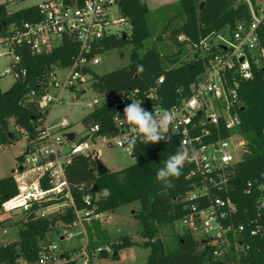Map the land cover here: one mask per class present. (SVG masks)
I'll list each match as a JSON object with an SVG mask.
<instances>
[{
	"label": "built area",
	"instance_id": "2783aa9c",
	"mask_svg": "<svg viewBox=\"0 0 264 264\" xmlns=\"http://www.w3.org/2000/svg\"><path fill=\"white\" fill-rule=\"evenodd\" d=\"M243 1L249 16L234 26L226 25L197 40L186 34L178 36L186 51L182 60L200 61L203 70L187 87L177 89L175 101L163 94L165 76L161 75L147 93H141L138 88L126 89L117 96L98 94L86 103L91 112L110 103L113 127L107 132H101L100 123L82 122V128L74 131L67 117L52 126L46 118L43 136L32 143L27 140L17 167L11 172L16 194L5 200L0 196V226L11 222L17 227V237L0 246L18 240L21 225L28 221L50 219L54 222L45 240L38 244L35 259L30 260L21 253L14 261L0 264H95L96 258L103 254L115 257L111 243L94 245L85 231L87 224L110 223L111 211L100 210L96 204L91 193L93 183L71 186L66 169L77 155L96 163L102 147L121 148L133 156L130 141H137L139 134L122 124L120 115L124 103L130 102L142 103L154 115L164 110L174 113L173 125L166 136L170 137L176 152L182 145L190 150V160L182 169L189 185L184 198L186 212L174 225L210 247L220 264H248L243 261L250 247L246 238L264 237V174L249 180L245 186V193L253 198L254 211L245 221H240L239 205L229 192L245 143L238 131L243 107L241 83L252 79L254 69L264 64L261 41L264 0ZM38 9L39 20L24 22L0 37L3 49L0 56L8 58L3 75H10L15 81L26 80L28 69L22 64L18 48L26 47L34 54L47 52L59 46L65 35L77 42L78 52L71 63L54 65L37 82L36 88L28 92V98L48 116L51 107L65 93L73 94L71 103H75L76 91L71 87L77 90L90 66L101 62L103 41L127 36L132 27L121 12L120 0H46L38 4ZM83 68L87 69L86 73L82 72ZM80 90L85 93L84 89ZM68 133H74L72 140L67 137ZM32 213L35 217L29 220ZM3 232L8 233L7 228L3 227ZM78 233H81L79 242L72 247L64 248L55 241L65 242Z\"/></svg>",
	"mask_w": 264,
	"mask_h": 264
},
{
	"label": "trees",
	"instance_id": "16d2710c",
	"mask_svg": "<svg viewBox=\"0 0 264 264\" xmlns=\"http://www.w3.org/2000/svg\"><path fill=\"white\" fill-rule=\"evenodd\" d=\"M81 1L83 0H79ZM179 4L181 10L177 15L184 16L183 23L172 27V16L163 26V34H168L176 51L163 56L156 45H153L140 55L139 51L144 48L145 40L151 36L148 23L150 9L144 0H120L121 12L130 20L131 33L125 39L108 38L103 41V47L104 50H109L131 44V63L104 74H97L90 69L88 73L91 75V86L97 94L117 96L126 89L134 88L147 93L158 77L164 75L163 94L175 101L177 89L187 87L203 70L200 61L182 60L186 51L184 44L178 41V36L186 34L197 40L226 25L234 26L238 20L249 16L247 4L243 0H179ZM39 19L38 5L9 11L7 5L1 3L0 37L8 35L13 27ZM158 40H162V35L158 36ZM261 41L264 45V29L261 31ZM17 52L21 54L23 66L28 69V77L26 80L14 81L5 91L0 88V146L15 141L22 134L29 143L38 141L43 136L47 113L28 98V92L31 88H36L37 82L54 65L68 66L78 52V44L71 36L65 35L62 43L50 51L34 54L26 47H21ZM163 59L179 64L165 69ZM71 89L76 91L75 86ZM240 97L243 107L240 109L242 122L238 131L245 143L241 159L234 168L229 194L239 205L240 221H245L254 215L253 198L245 193V186L249 180L264 174V64L254 69L252 79L242 81ZM82 122L86 125L100 123L101 132L109 131L113 127L110 103L106 102L87 114ZM176 150L170 141L146 145L138 139L133 153L135 162L130 166L98 175L94 161L77 155L67 166L66 175L71 186L83 182L97 184L99 190L95 195V202L100 210L113 211L119 206L140 201L141 209L137 216L144 226L140 234L145 239L143 246L149 247L151 251L143 264H220L212 249L201 244L189 232L177 235V246L173 250H168L159 237L160 225L174 226L186 212L184 198L189 185L184 173L172 180L171 187H166L156 179L157 170L164 166V161ZM19 159L20 155L17 156V160ZM16 192L11 176L0 178L2 200L10 198ZM53 222L50 219H35L22 224L18 240L0 246V262H12L21 253L30 260L35 259L38 244L45 240ZM94 226L101 229L99 224ZM94 236V245L111 243L115 257L119 249L134 244L129 236H120L115 240L100 232H96ZM246 239L250 247L243 256V261L248 264H264V237L253 236Z\"/></svg>",
	"mask_w": 264,
	"mask_h": 264
},
{
	"label": "rangeland",
	"instance_id": "374dc122",
	"mask_svg": "<svg viewBox=\"0 0 264 264\" xmlns=\"http://www.w3.org/2000/svg\"><path fill=\"white\" fill-rule=\"evenodd\" d=\"M46 0H0L5 3L9 11H15L32 5H38ZM149 9L150 14L148 23L151 30V36L145 40L144 48L139 53L143 55L148 47L156 45L159 52L164 56L176 51L173 42L168 38V34H163V26L167 23L168 18L172 17L170 25L172 27L180 26L184 21V16L177 15L180 12L179 0H144ZM175 16V17H174ZM162 35V40H158V36ZM132 45L125 44L109 50H103L100 54L101 62L97 65H91L90 69L97 74H104L113 70L128 66L131 63ZM3 51L0 46V52ZM184 56V55H183ZM182 56V58H183ZM8 63V58L0 56V88L7 90L15 81L10 75H3L5 66ZM163 67L169 69L178 65L179 63L167 62L163 59ZM91 75H88L81 82V85L74 93L75 103H71L70 93H65L64 98L49 110L48 124L54 125L60 118L67 117L72 122V130L78 131L82 128V119L91 112L86 107L88 101L93 100L98 96L97 92L93 90ZM80 89H84L85 93H81ZM27 143V137L21 135L13 142L0 146V178L10 176L12 170L17 167V156L21 154L22 148ZM99 160L111 171H118L135 162V158L123 151L121 148H100ZM141 209L140 201H134L117 207L111 211L112 221L104 223L101 229L95 226L85 225V231L90 239H95L96 232L108 236L111 240H115L120 236H129L134 244L128 247L119 249L117 257L106 256L97 257L95 264H143L150 255V248L143 246L145 240L141 236L143 230V222L137 216ZM18 219V217H14ZM3 227L7 228L8 233L3 232ZM78 232L81 230L78 229ZM183 229L171 224H164L159 226V237L165 243L168 250H173L177 246V235L182 234ZM81 233L75 237L61 242L55 239L64 248L74 246L79 242ZM17 237V227L11 222H7L0 226V244L4 241L14 239Z\"/></svg>",
	"mask_w": 264,
	"mask_h": 264
},
{
	"label": "clouds",
	"instance_id": "9594fccd",
	"mask_svg": "<svg viewBox=\"0 0 264 264\" xmlns=\"http://www.w3.org/2000/svg\"><path fill=\"white\" fill-rule=\"evenodd\" d=\"M120 115L122 118L121 123L127 124L132 133L139 134L138 138L143 144L170 141V137L166 136V134L175 119V115L171 111L164 110L159 115H154L151 110L142 106V103L130 102L124 103ZM135 146L136 141H130L129 150H133ZM189 160L190 150L186 145H182L175 154L170 155L164 161V166L157 170V181L166 187H171L172 180L182 174V169Z\"/></svg>",
	"mask_w": 264,
	"mask_h": 264
},
{
	"label": "water",
	"instance_id": "95a60500",
	"mask_svg": "<svg viewBox=\"0 0 264 264\" xmlns=\"http://www.w3.org/2000/svg\"><path fill=\"white\" fill-rule=\"evenodd\" d=\"M203 6V3L201 4V7ZM4 25H5V23H4ZM0 27H1V25H0ZM126 38V35H123V39H125ZM86 71H87V69L86 68H83L82 69V72L83 73H86ZM67 137L69 138V139H73V137H74V133H68L67 134ZM96 170H97V172H98V175H103V174H105V173H107V171L109 170L100 160H97L96 161ZM98 186H97V184H94L93 185V188L91 189V193H93L94 195H96V194H98ZM35 217V214L34 213H32V214H30L29 215V220L30 219H33ZM114 256H116V254L114 255Z\"/></svg>",
	"mask_w": 264,
	"mask_h": 264
}]
</instances>
